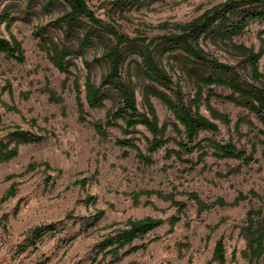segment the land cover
Wrapping results in <instances>:
<instances>
[{"label": "rangeland", "instance_id": "obj_1", "mask_svg": "<svg viewBox=\"0 0 264 264\" xmlns=\"http://www.w3.org/2000/svg\"><path fill=\"white\" fill-rule=\"evenodd\" d=\"M28 1L0 0V14L8 12L19 18L8 30L5 23H0V34L17 39L25 56V61L19 63L0 53V88L11 85L10 92H0V140L7 141V134L14 127L45 137L40 143L20 145L16 157L0 163V199L12 186L15 191L14 196L0 204V264H209L219 238L225 245L227 264H264V255L250 262L240 235L250 209H260V218L264 220V137L259 134L262 126L257 119L246 109L223 99L229 90L218 86L205 88L204 95L208 89L217 95L209 100V105L227 115L230 123L213 120L218 126L217 132H199L194 143L200 141L205 146L207 154L203 162L197 163L198 151L184 154L182 160H175L173 155L168 157L167 150L177 149L175 142L180 138L171 126L176 121L150 95L153 84L143 76L139 58L131 55L122 75L132 81L138 110L146 113L148 96L159 125H168L166 137L170 139L150 154L145 139L152 137L145 127L137 126L134 143L152 161L145 164L134 148L115 144L117 139L125 138L118 127H106V137L95 132L93 123L104 122L106 112L113 108L112 100H106L98 109L85 105L87 119L79 121L73 81L78 78L79 98L83 101L87 72L81 57L73 58L75 66L70 68L72 75L67 77L49 61L43 42L35 35L39 26L60 16L65 7L56 4L47 13H41L38 1L31 4ZM85 1L99 19L137 39L136 44H150L157 63L172 76L171 88L179 89L185 101L194 96L196 84L182 74L174 57L155 53V45L161 36L176 33V25L187 23L226 0H147L133 8H122L124 0ZM263 31L264 25L252 23L241 35L233 37L231 43L258 51L260 40L264 39ZM49 34L55 40L63 38L61 33L58 37L54 32ZM199 43L210 56L234 66L244 78H249L243 58L234 53L228 41L202 37ZM101 54L100 45L84 50L88 61ZM258 67L264 74V55ZM105 73L103 62L91 69L96 84ZM48 91L61 101H52ZM199 112L211 118L204 101ZM240 119L243 122L236 128ZM178 128L183 130L180 125ZM208 140L231 141L247 154L255 144V160L243 164L240 160L216 159L207 146ZM232 170L237 172L231 173ZM250 190L258 197H250L234 207H215L200 215L194 201L187 197V193L194 192L205 202L216 198L231 202ZM148 191L172 193L175 200L185 203L179 214L181 220L172 232H169L168 220L177 215V208L156 194H140ZM137 194L140 196L135 199ZM99 210L104 211L102 218L95 226L87 227L83 218L90 219ZM68 216L73 218L66 219ZM144 217L163 220L158 228L134 242L145 245V249L117 260L112 255L103 257L102 253L96 256L97 244L104 235L130 218ZM50 223L57 225L56 233L45 234L35 248H27V233Z\"/></svg>", "mask_w": 264, "mask_h": 264}, {"label": "trees", "instance_id": "obj_2", "mask_svg": "<svg viewBox=\"0 0 264 264\" xmlns=\"http://www.w3.org/2000/svg\"><path fill=\"white\" fill-rule=\"evenodd\" d=\"M33 1L39 2L41 13H47L56 4L65 7V11L60 16L44 26H39L35 35L43 42L49 61L67 77L72 75L70 68L75 66L73 58L81 57V62L87 72L83 83V101L79 98L78 78H74L73 81V87L77 94L76 105L79 121L85 122L87 119L85 105L91 109H98L104 106L106 100H112L113 108L106 112L104 122L93 123L95 132L100 137H106V127H118L125 138L117 139L115 144L123 148H134L139 160L145 164H151L152 161L142 154L135 145L133 135L138 133L135 128L143 126L150 133L151 140L145 139L147 152L150 154L164 147L170 139L166 137L168 125H159L157 115L148 96L145 98L146 113H141L138 110L132 81L122 75L123 66L131 55H136L139 58L141 62L138 65L143 76L153 84L150 95L158 99L176 121L171 126L180 138L175 142L177 149L167 150L168 157L173 155L175 160H182L184 154L198 151L200 153L197 156V163L203 162L207 154L204 151L205 146L200 141L194 143L199 132H217L218 126L213 120H218L224 124L230 123L227 115L209 105V100L217 96L212 89H208L204 95V89L211 86L229 90L230 93L223 96V99L246 109L252 114L261 124L262 130H259V134L264 137V74L259 71L258 67L259 59L264 55V39L260 40L261 47L258 51H254L251 47L231 43L232 38L241 35L250 24L264 25V0H226L206 10L193 20L176 25V33L161 36V41L155 45V53L158 52L161 56L167 54L174 57L182 74L196 84V92L189 101H185L179 89L173 90L171 88L173 85L172 76L166 68L157 63L153 49H149L150 44H136L137 39L120 33L116 25L105 23L99 19L85 0H29L27 3L31 4ZM146 1L124 0L122 8H133ZM18 19L8 12L0 14V23H5L7 30ZM53 32L57 37L61 33L62 40L59 38L55 40L49 34ZM202 37L218 38L222 42L228 41L234 53L243 58L249 70V78H244L234 66L222 63L210 56L199 43ZM93 45H100L102 54L100 57L88 61L84 56V50ZM0 53L19 63L25 61L21 43L13 36L7 39L0 34ZM101 62L106 66V73L101 77L100 83L96 84L93 81L91 69ZM169 66L171 70H174L173 65ZM6 90L11 91L9 83L0 88V92ZM48 93L52 101H61L55 98L52 91H48ZM203 101L211 118H207L199 112L200 104ZM8 109L16 110L14 107H8ZM117 121H121V125ZM242 122V119L238 120L235 127L238 128ZM178 125L182 126L183 130H180ZM43 132L49 133L46 130ZM7 135L9 138L7 141L0 140V163L16 157L20 145L40 143L45 137V135L33 134L19 127H14ZM129 136L131 137L128 138ZM207 146L212 150V155L216 159L240 160L243 164L255 160L253 158L256 151L255 144L249 154L244 150L237 149L231 141L220 143L215 140H208ZM235 172L237 170L231 171V173ZM14 194V186H12L8 193L0 199V204ZM140 194L147 196L156 194L158 197L170 201L171 206L177 208V215L168 220L169 232H172L174 226L181 220L179 214L185 208V203L175 200V194L172 193L163 195L157 191H148ZM140 194L135 195L134 198L136 199ZM187 197L194 201L197 214L200 215L215 207L237 206L240 202L250 197H258V195L255 191L250 190L247 194L240 193L231 202H226L223 198L205 202L194 192L187 193ZM103 214L104 211L99 210L90 219L83 218V220L87 221H85L87 227H92L102 218ZM261 214L260 209H250L245 224L240 229V235L245 241V255L250 262L258 261L264 255V220L260 218ZM71 218L73 217H66L69 220ZM162 223L163 220L153 217L130 218L121 227L104 235L97 244L96 256L102 253L103 257L112 255L113 260H117L140 249H145V245H136L134 242L142 240L150 231L158 228ZM56 231L57 225L55 223L31 229L27 233L29 236L27 248H35L45 234H54ZM121 251L123 252L121 253ZM209 264H227L222 238L215 242Z\"/></svg>", "mask_w": 264, "mask_h": 264}]
</instances>
